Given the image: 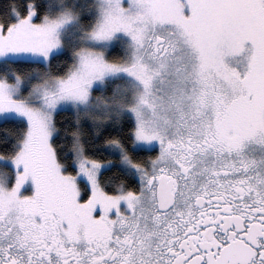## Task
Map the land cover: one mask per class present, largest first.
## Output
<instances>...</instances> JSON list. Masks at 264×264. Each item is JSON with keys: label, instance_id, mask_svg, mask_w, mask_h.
I'll list each match as a JSON object with an SVG mask.
<instances>
[{"label": "snow or ice", "instance_id": "1", "mask_svg": "<svg viewBox=\"0 0 264 264\" xmlns=\"http://www.w3.org/2000/svg\"><path fill=\"white\" fill-rule=\"evenodd\" d=\"M0 264H264V0H0Z\"/></svg>", "mask_w": 264, "mask_h": 264}]
</instances>
